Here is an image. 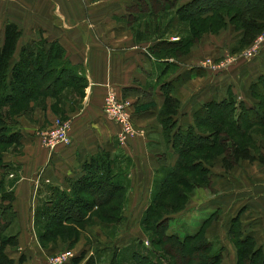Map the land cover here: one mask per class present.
<instances>
[{
    "label": "crops",
    "instance_id": "crops-1",
    "mask_svg": "<svg viewBox=\"0 0 264 264\" xmlns=\"http://www.w3.org/2000/svg\"><path fill=\"white\" fill-rule=\"evenodd\" d=\"M144 1L145 4L143 0H0V38L3 40L9 23L16 24L21 32L10 65L20 60L24 48L30 47L44 62L65 64L67 68L63 69V74L79 81L65 87L60 97L48 96L38 106L31 103V113H23L18 118L22 132L20 150L4 155L5 163L14 168L8 174L5 168H0V181L14 192L13 234L18 235V245L9 246L7 252L16 264L21 256L25 257L23 264H49V258L59 251L61 240L57 246H41L40 233L36 231L38 210L39 218H42L44 209L62 208L67 203L62 194H73L79 188L87 192L89 184L84 180L91 176L97 178L108 174L121 178L128 170L131 194L125 208L128 211L124 214V224L131 227L141 221V215L136 216L130 210L147 208L146 198L151 192L155 172L174 167L177 161L171 137H165L162 132L160 115L167 96L172 97L177 106L176 113L165 119L173 116L177 130L194 125V113L210 101L232 96L248 106L258 102L251 86L264 77V49L246 71H239L236 77L232 75L235 78L228 80L227 76L221 77L217 84L214 74L201 72L206 69H202L194 52L181 56L180 60L152 54L156 44L161 46L164 40L178 39L145 37L152 30L137 18L139 13L150 14L153 4L150 0ZM173 23H178L177 18ZM158 27L162 28L159 25L155 28ZM57 49L62 50V59L58 61L54 58ZM217 49L223 51L222 46ZM50 74L57 75L53 70ZM109 91L127 103L136 127L140 129V134L133 136L125 147L118 142L120 126L103 109ZM59 117L70 122L71 142L50 150L43 143V134ZM124 157L131 160L127 168L121 162ZM239 165L242 167L224 168L223 172L216 166L211 168L212 178L216 174L220 177L231 174V177L239 178V182L235 185L228 182L231 177L229 180L224 178L230 187L228 194L235 202L215 201L209 214L220 208L221 212L225 211V216L229 210L232 218L239 215L243 229L250 231L257 245L264 250V161L242 159ZM91 185L97 187L98 183ZM133 193L142 194L143 200ZM238 193L240 199L236 202ZM198 209L200 206L196 207ZM200 223L193 220L188 224L197 231ZM223 223H227L226 217ZM121 224L94 217L92 223L81 230L76 247L71 248L73 257L82 251L89 257L105 252L106 246H99L104 239L118 248L137 239L145 241L127 228L133 236L121 246L118 243L122 240ZM115 225L118 226L116 233L104 229ZM215 234L211 228L207 229V238L212 239ZM87 240L88 249L83 247L84 243L80 245ZM97 247L100 248L92 252ZM65 264L74 263L70 259Z\"/></svg>",
    "mask_w": 264,
    "mask_h": 264
},
{
    "label": "trees",
    "instance_id": "trees-1",
    "mask_svg": "<svg viewBox=\"0 0 264 264\" xmlns=\"http://www.w3.org/2000/svg\"><path fill=\"white\" fill-rule=\"evenodd\" d=\"M150 1L152 4L153 2H159L163 5L165 4L164 1L166 4L174 2L176 4L177 0ZM197 1L198 0H191L187 4L191 6ZM230 1L239 0H217L215 4L213 3L211 5V7L219 8L221 5ZM245 1H247V4L242 5L241 10L237 13V18L235 19L241 30L239 36L241 44L250 45L264 32V0ZM143 4H145L144 0ZM187 4L180 6L176 12L182 10L183 7V9H185ZM182 15L184 18L190 19L194 16V13H186V11H184ZM20 36L21 32L18 30L16 24L9 23L6 26L3 40L0 38V94L2 93V95H0V145L8 144L18 146L22 142V132L20 130L19 122L12 118L14 112H11V110H2L1 108L10 103V105H8L10 108L14 107V105H19L20 108L18 111H20L21 114L27 113L30 106H26V103L30 104L31 101L38 97H60L59 94L60 92H63L65 87L79 82L76 81V77L70 78V75L63 74V72H65L63 69L67 68L65 64L55 65V62L51 64L47 61L44 62L40 59V54L34 52V49L30 47L24 48L20 60L11 66L10 59L16 51ZM183 41V39H178L176 41H161V46H159L158 43L153 47L152 54L160 58H173V56H169L168 54V56H164V54L162 55L161 53L164 52V50L168 51L177 47L178 44L181 42L183 43ZM56 52L54 58L58 61V59H62V50L57 49ZM49 60L51 61V58H49ZM51 70L57 73L55 77L51 76ZM30 80H34L35 83L30 85ZM251 88L254 97L258 100L253 106H248L244 102H237L232 96L221 101H210L194 113V125L186 130L176 129L173 116L165 119L167 116L176 113L177 106L176 101L172 97H166L164 109L160 116L163 120V124L166 126L167 132L169 131L168 136H171L172 138V148L178 155L175 166L171 167L173 169L171 172L175 176L179 169H185L188 172L202 174L207 180L211 179L212 171L209 163L207 164L202 158L187 155V153L210 149L214 146H220V148H222L225 154L223 157V166L226 170L235 167L242 159L249 161H255L258 159L264 161V155L261 154L257 157L252 152L249 144H244L242 140H240L241 142L230 141V132L223 129L224 125H229L235 132L240 133V138H244L247 136L249 137V133H251L254 126L260 127V125L264 124V89H262L264 88V77L252 84ZM15 91H21L20 98H15ZM218 109L221 115H224V119H221L217 125V121H214L213 114ZM209 118H213L212 120L214 122ZM206 119L209 123L214 124H206ZM242 120H247L246 125H244ZM206 127H208V130H206ZM232 129L231 131L234 133ZM187 135L191 137L189 141H179V138ZM6 152L8 151L0 148V168H5L6 173L8 174V172L14 168L12 167V164L5 163L4 155ZM121 160L124 168H127V164H131L130 158L124 157ZM128 175L129 171L127 170L123 172L121 178H116L114 176L111 177V175L108 174H103L97 178L91 176L92 178L89 177L84 180L89 184L87 185V192L82 191L79 188L73 192V194H62V198L66 200V204H68L67 206H65L66 204H63L62 208L54 207L51 210L44 209L41 213V216H45V228L39 236L40 239L43 241L48 240V242H50L53 238L52 235L57 233L58 235L63 236L64 239L69 240L73 246L74 242H77L79 239L82 225H84L85 222H89V220H93L94 217H92V215L96 212L98 218L102 220L107 218L114 223L121 224L124 220V214L119 211L120 209H123L121 208L120 203L122 200L120 193L128 191ZM181 182L183 185H187L186 180L182 179L180 183ZM93 183H98V186L94 187L91 185ZM2 186H4V194L1 193V195H3L0 197V264H16L15 260L11 258L7 252L9 246L16 247L18 245V235L7 233V230L13 225L16 218V211L13 207L14 192L5 189L3 180L0 181V188ZM174 187V183L169 182L168 190L165 191V195L175 191ZM80 191H82V193H79ZM180 198H185L184 193L180 195ZM166 210L168 211L167 203L160 202L159 200L155 201V203L151 202L147 206L142 218L144 230L160 234L164 236L163 239L166 240H170V238L174 237L173 239L182 245H190V242H192L190 250L186 252V258L190 261L192 260L198 264H220L222 262L223 247H220L214 253L209 254L210 249L213 247V241L208 239L205 235L198 238L200 237L198 235L201 231L189 235L185 240H180L181 238L177 234L168 235L167 229L170 216H167L168 214L164 215L165 212L163 214V211ZM39 214L38 210L36 216V222L38 218V223L40 222ZM237 218H239V215L236 218H232L231 227L229 229L230 233H232V226L233 223L237 221ZM241 227L242 226H240V229L237 231V234L239 232V235L236 243L238 250L236 251L235 264H264L263 248L257 245V241L252 234L240 235L242 232ZM2 235H4V237ZM196 239L197 242H195ZM135 243L139 247L145 245V241L141 242L140 239H137ZM154 244L159 245L158 242H155ZM138 253L143 258L147 257L145 254ZM195 253H200L202 256H193ZM85 254L86 252L82 251L77 256L71 258V261L74 264H78L83 260ZM208 257L211 258L210 262L209 260H204V258L206 259ZM24 260L25 257L21 256L17 264H23ZM113 261H111L110 264H114ZM158 263L161 264L155 260L150 261V264ZM86 264H97L94 255L90 256Z\"/></svg>",
    "mask_w": 264,
    "mask_h": 264
},
{
    "label": "rangeland",
    "instance_id": "rangeland-1",
    "mask_svg": "<svg viewBox=\"0 0 264 264\" xmlns=\"http://www.w3.org/2000/svg\"><path fill=\"white\" fill-rule=\"evenodd\" d=\"M176 1V0H175ZM191 0H177L176 4L174 3H168L164 1L165 4L161 5L159 2H153V11L147 15L144 13L138 14V20L145 23V25L150 27L151 33L148 34L150 31L145 34V37L151 36L152 38H159V37H171L174 39H183V43L181 42L178 44L177 47L170 49L168 51L162 52L161 54L164 56H173L174 59H179L181 56L186 55L189 56L194 52L199 58H197V61L202 65L201 72H208L210 71V74H214L217 84L221 77L227 76L228 78L232 77V75H235V77L238 75L239 71L243 72L246 71V69L250 68V64L260 58V55L262 53V50L264 49V32L262 35H260L257 39H255L250 45H243L241 44L239 40V36L241 34V30L238 27V22L235 18H237V13L239 10H241L242 5H246L247 1L245 0H239V1H230L226 4L221 5L219 8H212L211 5L217 2V0H198L193 5H188L187 3ZM186 5L185 9L182 8V10L177 11L180 6ZM166 7V8H165ZM165 8V9H163ZM191 12L194 13V16L190 19L184 18L182 13ZM177 18L178 23L174 24V19ZM156 25L162 26L155 28ZM142 36V34H141ZM187 37V39H186ZM217 46H222L223 51L221 49L218 50ZM252 50V55L249 54V51ZM168 54V55H167ZM180 54V55H175ZM176 56V57H174ZM180 60V59H179ZM232 77V78H235ZM34 80H30L29 84H34ZM264 89V88H262ZM252 90V88H251ZM21 92V91H20ZM19 91H15V98H20ZM2 95V93L0 94ZM107 96V95H106ZM45 100V97H38L37 99L33 100L29 103H26V106H30V109L28 113H31L33 110V106L31 103L35 102V105L38 106L39 104H43ZM123 101V100H121ZM125 102V101H124ZM105 103V100H104ZM103 103V105H104ZM126 103V102H125ZM41 104V105H42ZM127 104V103H126ZM10 105V103H8ZM6 106L1 108L2 110H11V112H14L13 117L15 121H18V118L21 114L19 110L20 106L14 105V107L10 108V106ZM128 110V106H127ZM129 111V110H128ZM217 111V112H216ZM213 114L214 121H217V125L219 121L224 119V115L222 116L219 109L216 110ZM27 113H24L26 115ZM132 115V114H131ZM213 118H209L211 121H213ZM56 119L62 120L64 123H68L69 120L64 119L63 117H59ZM133 119V116H132ZM13 121V120H10ZM134 121V120H133ZM213 121V122H214ZM19 122V121H18ZM244 122V125H246L247 120H242ZM70 123V122H69ZM206 124L213 125L214 123H209L206 119ZM204 123V124H205ZM135 124V122H134ZM56 120L53 121V124L46 129L48 130H55L56 128ZM136 126V124H135ZM229 125H224L223 129L230 132L231 140L232 142H242L244 144H249L252 152H254L257 156H260V154H263L264 152V126L260 125V127L254 126V128L251 130V133H249V137H242L240 138L239 132H235V135ZM139 129V128H138ZM140 130V129H139ZM206 130H208V127H206ZM205 131V130H204ZM162 132L165 137L168 138V133L166 130L165 124H162ZM171 136H169L170 138ZM190 136L187 135L185 137L179 138V141L183 140V142H187L190 140ZM172 142V138L170 140ZM0 148L5 151H13L17 152L19 149L18 146L14 145H8V144H1ZM187 155L195 156L204 159L207 164L209 163L210 167H217L219 172L224 171L223 166V157L224 152L220 146H214L210 149H203L200 151H194V152H188ZM186 156V155H185ZM221 165L223 166L221 168ZM239 167H242L241 165L237 164ZM171 170L172 168H163L161 170H157L153 176V182H152V189L151 192L148 193V197L146 198L148 204L151 202L155 203V201H160L163 203L168 204V211H163L164 215L168 214L167 216H170V221L167 229L168 235L172 234H178L183 232V234H186L182 237H180V240H185L189 235H193L199 231L201 233L198 235L201 238V236H206L207 229L211 228L212 233H216L212 239L213 247L210 249V253H214L218 248L223 247V260L220 264H235L236 261V251L238 250L237 247V239L239 232L237 234V231L240 229L241 222L240 219L237 218V221L233 223L232 226V233L229 232V229L231 227L232 223V215L229 213L225 216V211L221 212L222 209L214 210L211 214L210 211L213 210V207L211 206L212 203L217 201L216 203H219V201L225 202L227 204H233L235 202V199L233 196H230L231 194H228L230 191L229 185H227L225 181V177L229 180L228 177H231V174H226V176L223 174L222 177H220L219 174H216L214 178H211L209 180L205 179V177L202 174L199 173H192L188 172L185 169H179L177 171V175L175 176ZM227 173V172H226ZM221 174V173H220ZM184 179L187 182V185H183L180 181ZM239 182V178H237L235 175L230 178V181L233 182L235 185ZM169 182H173L175 185V191H173L170 194L165 195V191L168 190ZM10 187V186H9ZM5 189H7L5 184ZM129 190V189H127ZM4 186L0 188V197L4 194ZM1 193H3L1 195ZM184 193L185 198H180V195ZM121 208L119 211L123 214H125L127 207V202L129 199V191L127 192H121ZM75 195V194H74ZM133 196H137L141 200H143L141 197H143L142 194L133 193ZM76 196V195H75ZM137 198V199H138ZM240 194L238 193L236 196V202L239 201ZM224 204V203H223ZM200 206V209L196 210V207ZM177 209V210H175ZM146 209H132L130 210L132 214H135L136 216H140L143 218L145 214ZM174 210V211H172ZM210 210V211H209ZM117 212V211H116ZM162 213V212H161ZM96 214V215H95ZM92 215V217H98L97 212ZM227 218V223L224 222V218ZM235 217V216H234ZM206 218V219H205ZM40 222L38 223V218L36 222L37 232L38 234L42 233V229L45 227V216L40 218ZM107 219V218H106ZM205 219V220H204ZM197 221L200 223V228L196 231L194 229V226L189 225L188 223L191 221ZM204 220V221H203ZM141 222V224H140ZM139 222L133 226H128L125 223V220H123L122 224L120 225L122 228V235H121V242H118L123 246V244L126 242L125 240H128L129 238H132L133 235L130 234L129 230L127 228H131L133 230L132 234L136 233L137 237H142L145 239V247H139L136 245L135 241L128 242L125 247L118 248L116 245L112 242H108L105 239L100 242L99 246L105 248V252H97L94 257L96 258L97 264H110L111 261L114 262V264H150L151 260H155L157 262H160L161 264H198L194 261H190L188 258H186L187 251L190 250V246L192 245V242H190V245H182L179 244V242L173 238H170V240L163 239L164 236L160 234H156L155 232H148L144 230V227L142 225V219ZM92 223V220H89V222H85L84 225H82V228L80 230L85 229L87 224ZM107 228H104L106 231L110 233H116V230L118 229L117 225L113 227L106 226ZM14 226L12 225L8 230L7 233H14ZM111 228V229H110ZM134 228V229H133ZM142 230H141V229ZM196 228V226H195ZM242 232L240 235L245 234H252L250 231H246L241 227ZM196 231V232H195ZM195 232V233H194ZM81 233V231H80ZM193 233V234H192ZM5 235V234H4ZM4 235H2L4 237ZM1 237V236H0ZM52 239L50 242L43 241L40 239V244L43 247H48V245H58V242H60L59 251L57 253H60L64 250H68L76 245L78 242H74L73 246L72 243L69 242V240L64 239L63 236L56 234L52 235ZM48 238V237H46ZM158 242L159 245L154 244L155 242ZM82 241L84 243L83 247L87 248L88 242ZM197 242V239L195 240ZM215 244V245H214ZM76 247V246H75ZM80 247V246H79ZM100 247H97L96 249H93L92 252H95L94 250L99 249ZM88 249V248H87ZM92 248H90V251ZM138 252L141 254L147 255L146 258H143ZM89 254V253H88ZM193 256H202L200 253H195ZM116 257V258H115ZM90 258L89 256H84L83 263ZM85 259V261H84ZM211 258H204L205 261L209 260ZM159 264V263H158Z\"/></svg>",
    "mask_w": 264,
    "mask_h": 264
},
{
    "label": "built area",
    "instance_id": "built-area-1",
    "mask_svg": "<svg viewBox=\"0 0 264 264\" xmlns=\"http://www.w3.org/2000/svg\"><path fill=\"white\" fill-rule=\"evenodd\" d=\"M252 55V50L249 51ZM105 114L120 126L118 142L121 147H125L129 140L140 134V130L135 126L131 113L127 110V104L116 96L115 92L109 91L103 105ZM55 130H48L43 134V143L50 150L55 149L58 145H68L71 142L70 123H64L56 119ZM72 250H64L49 258V264H65L73 257Z\"/></svg>",
    "mask_w": 264,
    "mask_h": 264
}]
</instances>
